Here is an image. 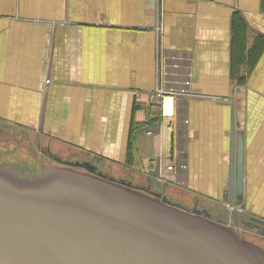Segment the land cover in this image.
<instances>
[{"label": "crops", "instance_id": "obj_1", "mask_svg": "<svg viewBox=\"0 0 264 264\" xmlns=\"http://www.w3.org/2000/svg\"><path fill=\"white\" fill-rule=\"evenodd\" d=\"M160 87L179 96L175 118ZM0 124L231 221L234 127V202L264 220V0H0Z\"/></svg>", "mask_w": 264, "mask_h": 264}, {"label": "water", "instance_id": "obj_2", "mask_svg": "<svg viewBox=\"0 0 264 264\" xmlns=\"http://www.w3.org/2000/svg\"><path fill=\"white\" fill-rule=\"evenodd\" d=\"M56 162L35 175L0 164V264H264V250L241 231L264 236L263 219L235 209L234 227L173 202L153 183L134 186L87 161ZM230 177L233 204L244 184L243 137L234 127Z\"/></svg>", "mask_w": 264, "mask_h": 264}, {"label": "rangeland", "instance_id": "obj_3", "mask_svg": "<svg viewBox=\"0 0 264 264\" xmlns=\"http://www.w3.org/2000/svg\"><path fill=\"white\" fill-rule=\"evenodd\" d=\"M40 143V134L35 130H18L13 129L11 130L9 127L0 124V164H11L13 166L18 165L19 163H27L29 166L39 169L41 165L43 167L46 166H60L55 160L47 161L46 158L43 159L42 163L40 162V156L42 155V150L45 151L48 148L47 140L45 137L41 138ZM54 152H62V154H67L71 150H58L56 148L53 149ZM77 154V153H76ZM61 158L64 155H61ZM59 156V157H60ZM53 161V162H50ZM148 186V185H147ZM155 190H160L164 193L166 197L170 200L174 201L180 199V194L185 192L179 187H175L174 185H164L163 188H160L159 184L157 187L153 186ZM171 191V195L169 194ZM236 208L242 209L245 214H247V209L243 205L236 204ZM232 226L235 227L234 220L232 221ZM243 238L247 241L254 243L255 245L261 247L264 250V236L258 235L251 231L241 230Z\"/></svg>", "mask_w": 264, "mask_h": 264}, {"label": "built area", "instance_id": "obj_4", "mask_svg": "<svg viewBox=\"0 0 264 264\" xmlns=\"http://www.w3.org/2000/svg\"><path fill=\"white\" fill-rule=\"evenodd\" d=\"M166 59L168 58L167 56L165 57ZM176 59H179V58H176ZM180 60V59H179ZM181 61H183V60H181ZM176 67H178V68H181L182 66H181V64H178ZM178 95H176L175 93H173V92H169V91H167V90H165V89H163V87H160V89L158 90V92L155 94V98L162 104V106H163V114L164 115H166V116H170V117H172V118H175L176 116H177V111H178V109H177V105H176V103H174V101L175 102H177L178 101V99H179V96L177 97ZM169 99H171L172 100V108L170 109V110H168V100ZM180 168V167H179ZM178 166H176L175 164H172V165H170V166H168L167 167V170H168V172H171V173H175V172H177L178 171ZM227 206H228V208L231 210V211H233V210H237V211H239L240 213H243V214H245L244 212H243V210L242 209H238V208H236V207H238V206H236V205H233V204H230V203H227Z\"/></svg>", "mask_w": 264, "mask_h": 264}, {"label": "flooded vegetation", "instance_id": "obj_5", "mask_svg": "<svg viewBox=\"0 0 264 264\" xmlns=\"http://www.w3.org/2000/svg\"><path fill=\"white\" fill-rule=\"evenodd\" d=\"M44 158H46L47 161L55 160L54 162H56V159H60L58 156H55L54 154L47 152V151L42 152V155L40 156V162L41 163H42ZM50 162H53V161H50ZM43 163H44V161H43ZM15 167L19 168L21 171H24V172L25 171H32L33 175L37 174L38 172L41 171V169H43V165H41V167H39V169H36V168L29 166V164H27V163H19L18 165L15 164ZM255 232H257V230H255Z\"/></svg>", "mask_w": 264, "mask_h": 264}, {"label": "bare ground", "instance_id": "obj_6", "mask_svg": "<svg viewBox=\"0 0 264 264\" xmlns=\"http://www.w3.org/2000/svg\"><path fill=\"white\" fill-rule=\"evenodd\" d=\"M170 102H171V105H170ZM168 105H169V109L170 110L172 108V101L168 100Z\"/></svg>", "mask_w": 264, "mask_h": 264}]
</instances>
